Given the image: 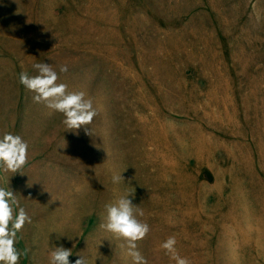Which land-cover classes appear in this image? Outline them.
<instances>
[{"label": "rangeland", "instance_id": "obj_1", "mask_svg": "<svg viewBox=\"0 0 264 264\" xmlns=\"http://www.w3.org/2000/svg\"><path fill=\"white\" fill-rule=\"evenodd\" d=\"M44 62L97 108L92 133L20 83ZM5 132L29 143L19 171L0 168L9 229L20 207L31 217L17 264L61 244L70 261L132 264L100 228L128 191L147 264H177L172 236L188 264H264V0H0Z\"/></svg>", "mask_w": 264, "mask_h": 264}, {"label": "clouds", "instance_id": "obj_2", "mask_svg": "<svg viewBox=\"0 0 264 264\" xmlns=\"http://www.w3.org/2000/svg\"><path fill=\"white\" fill-rule=\"evenodd\" d=\"M38 74L29 75L26 71L20 73V83L26 89L34 93L33 99L43 101L48 108L64 114V124L68 130H78L82 126L86 133H92L91 122L97 115V108L93 107L90 99H85L82 91H67V85L57 83L58 74L49 63H37L33 65ZM61 71H67V66L61 67ZM29 143L19 134L5 132L0 137V168L4 171L17 172L28 159ZM122 174L113 176V182L118 183ZM131 191L118 196L115 200L105 204V215L100 228L105 233L121 240V249L126 258H131L132 264H147L137 247V241L141 240L149 231L147 223L138 219L142 211L133 203ZM16 203L14 192L10 188L0 187V264H17L20 253L15 248L16 230H19L25 221L31 217L20 207L12 230L9 229V221L13 219V204ZM175 237H169L162 247L173 254L177 264H188V261L175 252ZM73 248L55 245L50 252L49 264H89V259L79 255L75 261H70ZM97 259V258H96Z\"/></svg>", "mask_w": 264, "mask_h": 264}]
</instances>
